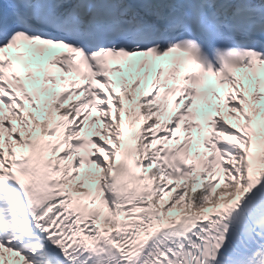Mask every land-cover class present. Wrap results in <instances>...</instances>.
Returning a JSON list of instances; mask_svg holds the SVG:
<instances>
[{
    "label": "snow or ice",
    "instance_id": "snow-or-ice-1",
    "mask_svg": "<svg viewBox=\"0 0 264 264\" xmlns=\"http://www.w3.org/2000/svg\"><path fill=\"white\" fill-rule=\"evenodd\" d=\"M0 264H264V0H0Z\"/></svg>",
    "mask_w": 264,
    "mask_h": 264
}]
</instances>
